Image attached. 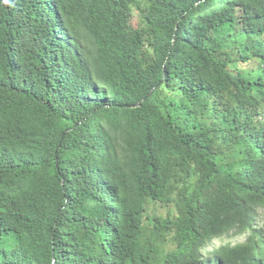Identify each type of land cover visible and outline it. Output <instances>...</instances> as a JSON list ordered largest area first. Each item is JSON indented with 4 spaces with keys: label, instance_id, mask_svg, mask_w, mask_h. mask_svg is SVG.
I'll return each instance as SVG.
<instances>
[{
    "label": "trees",
    "instance_id": "16d2710c",
    "mask_svg": "<svg viewBox=\"0 0 264 264\" xmlns=\"http://www.w3.org/2000/svg\"><path fill=\"white\" fill-rule=\"evenodd\" d=\"M261 222L264 0H0V264H264Z\"/></svg>",
    "mask_w": 264,
    "mask_h": 264
},
{
    "label": "rangeland",
    "instance_id": "374dc122",
    "mask_svg": "<svg viewBox=\"0 0 264 264\" xmlns=\"http://www.w3.org/2000/svg\"><path fill=\"white\" fill-rule=\"evenodd\" d=\"M137 17H138V10L135 9L134 11V16H133V25L135 26L136 23L138 22L137 21ZM261 226H264V222H261L260 223ZM246 240V237L245 236H242V237H234V238H228L227 240L223 241V242H218L215 247L216 248H219L220 246H223V245H227V243H231L232 245H236V244H239V243H243L245 242ZM0 261H3V256L2 254H0Z\"/></svg>",
    "mask_w": 264,
    "mask_h": 264
},
{
    "label": "water",
    "instance_id": "95a60500",
    "mask_svg": "<svg viewBox=\"0 0 264 264\" xmlns=\"http://www.w3.org/2000/svg\"><path fill=\"white\" fill-rule=\"evenodd\" d=\"M152 97V94L148 97V98H151ZM143 106V104H140L139 106H136L135 108H141Z\"/></svg>",
    "mask_w": 264,
    "mask_h": 264
}]
</instances>
